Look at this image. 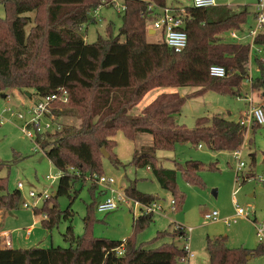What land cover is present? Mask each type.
<instances>
[{"label": "trees", "instance_id": "obj_1", "mask_svg": "<svg viewBox=\"0 0 264 264\" xmlns=\"http://www.w3.org/2000/svg\"><path fill=\"white\" fill-rule=\"evenodd\" d=\"M0 4L5 10V18H0V91L33 89L37 97H43L63 88L69 102L61 109L56 104L52 112L58 120L71 116L79 121L76 127L65 126L60 132L38 135L35 139L47 158L65 174L57 181L55 196L33 210L37 215L46 214L40 220L44 229H51L60 218L69 221L62 233L68 246L0 247V264H187L182 262L186 256L183 246L173 241L157 247L148 245L164 236L182 238L183 230L157 231L149 241L137 242V235L154 220L153 213L133 217L132 233L125 240L94 237L89 213L83 218V234L75 235L70 223L71 209H61L56 198L70 196L78 180L85 183L92 175H103L102 148L115 165L120 164L111 150L114 134L122 130L130 141L137 134L151 137L149 144L133 148L131 164L135 168H149L159 186L171 194L178 210L185 197L178 190L177 173L188 183L201 184L198 173L203 164L187 160L176 163L175 168H165L159 164L157 150H172L177 143L186 142L197 146L202 143L211 151L231 150L244 140L238 122L220 114L197 117L192 128L178 123L176 115L187 98L207 90L236 97L241 94V83L248 78L251 46L228 42L222 34L246 23L250 13L247 7H185L187 44L182 51L175 52L160 40H147V26L156 15L149 6H164L166 0H125L117 36L113 37L109 28L107 36H98L93 43L85 42L82 30L96 22L90 12L99 0H0ZM41 9L46 13V24L29 15H36ZM253 43L264 45V33L257 35ZM255 60L262 67V59ZM213 65L223 66L226 75L211 76L209 68ZM263 85L256 80L251 88L258 90ZM188 86L198 89L185 95L159 92L138 114L131 113L152 90ZM256 126L259 124L252 128ZM249 157L253 164L255 153H249ZM4 166L0 161V171ZM70 167L73 171H69ZM91 188L98 189L96 207L105 190L92 181ZM123 190L129 198L144 203L160 200L140 191L133 182ZM22 201L21 192H9L6 178L0 176V209H16ZM121 244L124 251L116 255L113 249ZM205 251L209 264H249L254 256L264 254V246L231 248L226 236L216 235L206 237Z\"/></svg>", "mask_w": 264, "mask_h": 264}, {"label": "rangeland", "instance_id": "obj_2", "mask_svg": "<svg viewBox=\"0 0 264 264\" xmlns=\"http://www.w3.org/2000/svg\"><path fill=\"white\" fill-rule=\"evenodd\" d=\"M255 1L217 0V4L229 5L235 9L247 7L250 13L244 25V28L246 27L244 29L245 33L254 24L252 12ZM166 5L192 6L191 0H166ZM99 13L96 22H91L83 27L82 34L86 43L95 42L98 36H107L109 28V33L113 37L118 34L122 24V14L117 13L111 7H103ZM29 15L32 19L35 16L38 17L43 24L47 22V16L43 9L36 15L34 12L29 13ZM0 18H5V10L2 4H0ZM30 26L29 24L26 30H29ZM147 28H151V23ZM148 29L147 40L149 42H160L159 35L151 36L148 34ZM230 33V31L225 32L223 38L231 43H240L238 39L231 37ZM121 40H123V37H121ZM242 40L244 43L250 44L252 49L253 58L248 69L250 82L260 80L264 83V64L260 67L255 60V57L264 59V45L254 44L250 38ZM248 78L241 83V93L249 92L254 100L261 99L263 103L264 85L260 89L254 90L251 88V84L246 82ZM197 89L198 87L191 86L160 87L147 93L131 113L138 114L143 104L156 93L176 91L180 95H185ZM26 93L32 94L28 96ZM34 100H36V95L33 93V89H27L26 91L6 89L0 91V161L5 163L0 171V176L6 178L9 192L17 189L16 184L22 182L24 186H28L36 193L48 189L49 194L52 195L55 193L57 181L51 183L46 180V176L55 173L57 168L47 158L44 151L37 146L35 138H28L23 134L21 128L24 121L16 116L19 111H25L29 106H32ZM68 102L58 103L56 108L61 109ZM246 108V100L237 99L234 95L207 90L202 94L187 98L180 113L176 115V121L187 128H192L197 117H210L220 114L234 120ZM59 119L63 123V128L65 126L76 127L79 124L78 119L75 117L61 116ZM246 135H248V139L245 140L240 149L241 161L245 163L242 171L246 178L239 182L235 180L238 160L233 157L230 151H211L205 145L199 148L197 145L187 142L177 143L172 150H157L159 164L165 168H175L176 163L183 164L187 160H197L203 164L198 173L201 184L188 183L179 172L177 173L176 184L178 190L184 194L185 200L178 210L168 213L170 223L168 222V225H166L167 228L174 224L182 225L186 229L191 228V231L186 233V237L189 239V251L194 255L187 262L183 261L184 263L208 264L205 251L207 236L224 235L227 238L228 247L231 248L254 249L259 244L264 246V232L262 240L257 236V227L264 224V124L255 128L251 127ZM149 138L148 135L137 134L133 141L135 146L139 147L147 142ZM113 140L115 143L111 151L120 161V164L115 165L111 159L102 157L101 169L103 174L114 176L117 188L120 185L124 187L133 182L140 191L156 195L163 203L168 205L172 198L171 194L159 186L151 171L147 167L135 168L131 164L133 141L126 138L122 130L116 131ZM252 152L255 153L253 164L249 157V153ZM211 164H214L215 168H209L208 166ZM97 190L91 188L89 179L85 183L78 180L74 182L70 196L60 195L56 198V202L61 209H65L67 206L71 209L70 223L73 226L75 235L83 234L85 229L83 218L89 213L92 219L91 228L94 237L114 240L125 239L132 233V210L125 204L119 203L118 208L115 210L98 212L95 207V201L99 197L97 196ZM235 204L248 208L251 212L250 217L238 218L230 226L221 221H209L203 218V213L213 210L219 213L218 219L231 217L235 214ZM0 210L4 212L2 214L4 228H10L13 235L20 236L24 240L23 245L42 248L68 246V243L63 240L62 233L69 221L60 218L51 229H44L40 224V220L43 219L42 214L37 215L33 209L23 208L21 202L16 209ZM158 217L159 215H156L154 220ZM35 221H37V224L35 223L34 229L30 234H26V228L30 227ZM157 221H151L143 232L149 234L155 231V227L158 226ZM34 239H39V242L33 244ZM170 239L168 238V240ZM173 241L179 246L184 245V238L175 237ZM148 245L157 247L159 244L152 242ZM249 264H264V254L254 256Z\"/></svg>", "mask_w": 264, "mask_h": 264}, {"label": "built area", "instance_id": "obj_3", "mask_svg": "<svg viewBox=\"0 0 264 264\" xmlns=\"http://www.w3.org/2000/svg\"><path fill=\"white\" fill-rule=\"evenodd\" d=\"M191 5L196 8H205L216 6V0H191ZM103 7H111L117 13L121 14L125 10V0H99V4L90 12L96 20L99 17V12ZM254 24L251 26L245 35L240 36L237 30L231 31V37L238 39L242 42L245 38H250L252 43L257 35L264 33V0H256L254 5ZM150 9L156 11V15L153 21H151V28L154 34L159 35L160 41L173 49L175 52L182 51L187 44V33L185 31V22L188 19V14L185 7L164 5L157 7L154 4L149 6ZM149 26V24H148ZM242 35V34H241ZM251 46V45H250ZM209 74L214 77H224L226 75L225 68L220 65H213L209 68ZM250 83V79L246 81ZM252 90V89H251ZM237 99H243L247 101V108L240 112L236 121L244 131V140L236 148L227 150L232 152L235 159L238 160L235 170L236 182L242 181L246 178L244 176L242 168L245 163L241 161L240 149L245 140L248 139L249 129L254 124H264V105L255 103L249 92L241 93L236 97ZM67 92L63 88H59L57 92H54L47 96H36V100L32 106H29L25 111H19L16 116L24 121V125L21 130L28 138H35L38 135L55 134L62 130V123L56 115L52 112V109L58 103H67ZM39 146L38 143H36ZM203 144H198L197 147L202 148ZM222 151V150H220ZM69 171H73L70 167ZM65 174L62 169H57L55 173H51L46 176V180L51 183L58 181V179ZM92 182L97 183L102 189L105 190V197L100 200L96 205L98 212H109L118 208V204H125L133 212V217H138L141 214L153 213L155 216L167 217L168 213L175 211V203L173 199H170L168 205L161 200H155L150 203H144L138 200H134L126 196L123 188L116 187V179L112 175H92L88 177ZM17 189L21 192L23 201L21 206L25 209H34L42 204L43 201L50 198L48 189L41 193H36L34 190L28 188L27 196L23 193L24 185L22 182L16 184ZM250 210L245 207H240L235 204V214L231 217L224 218V223L230 226L235 223L238 218H249ZM43 218H46V214H42ZM219 213L215 210L211 212L203 213V218L209 221H217ZM174 230H183L184 245L183 248L186 252V256L182 258V262H187L193 254L189 251V239L186 237V233L191 231V228H185L182 225L174 224ZM29 233V230H27ZM264 224L257 227V236L260 240L263 239ZM113 251L116 255H122L124 251V244L114 248Z\"/></svg>", "mask_w": 264, "mask_h": 264}, {"label": "crops", "instance_id": "obj_4", "mask_svg": "<svg viewBox=\"0 0 264 264\" xmlns=\"http://www.w3.org/2000/svg\"><path fill=\"white\" fill-rule=\"evenodd\" d=\"M216 3H217V0H216ZM255 3V2H254ZM254 3H253V5H254ZM218 5V4H217ZM229 6V5H228ZM229 7H232V6H229ZM233 8V7H232ZM235 9V8H234ZM252 17H253V20H254V7H253V12H252ZM245 25V24H244ZM244 25H242L241 27H240V29H231V30H229L230 32L232 31V30H237V33L240 35V36H243V35H245L246 34V32L247 31H245V33H244V29L246 28H244ZM228 32V31H227ZM224 34V33H223ZM223 34H222V37H223ZM242 34V35H241ZM150 35L151 36H155L156 34H154L153 32H151L150 33ZM224 39V38H223ZM225 40V39H224ZM240 43H244V41H242V42H240ZM244 44H246V43H244ZM252 58H253V55H252V49L250 50V55H249V64H250V62H251V60H252ZM262 61H263V63H264V59H262ZM157 94V93H156ZM155 94V95H156ZM154 95V96H155ZM153 96V97H154ZM153 97L151 98V99H149L145 104H147L149 101H151L152 99H153ZM253 100H254V98H253ZM262 101L263 100H261V99H257V100H254V102L255 103H258V104H263L262 103ZM145 104H143V106L145 105ZM264 105V104H263ZM142 106V107H143ZM141 109V108H140ZM234 120H236V119H234ZM149 136V135H148ZM151 142V137L149 138V140L147 141V142H145L144 144H149ZM135 142L133 141V144H134ZM134 147H135V144H134ZM149 169V168H148ZM150 170V169H149ZM119 187H121V188H124L122 185H120ZM105 195H106V192H103V194H101V196H100V200H102L104 197H105ZM4 212H1V210H0V247L1 248H3V247H11V248H21V247H23V248H29V247H33V246H30V245H27V246H25V245H23L24 243V240L20 237V236H17V235H13V231H11L10 230V228H4V223H3V217H2V214H3ZM155 218V217H154ZM158 219H160L159 221H157ZM153 221H157V225L158 226H156L155 227V231H153V232H150L149 234L147 233V232H142V233H140L139 234V236L137 237V242H146V240L147 241H149L151 238H153L155 235H154V233L156 232L157 233V231H169V232H171L172 231V229H173V226H171V227H168L167 228V226L166 225H168V222L170 221V219L168 218V216L167 217H163V216H159L158 218H156L155 220H153ZM219 221H221V222H223L224 223V217L223 218H219L218 220H217V222H219ZM254 221H255V218H254ZM35 223L37 224V221H35L34 223H32L31 225H30V227H28V228H26V230H25V232H26V234H30L31 233V231H32V229H34V225H35ZM170 223V222H169ZM27 230H29V233L27 232ZM15 231V230H14ZM127 238V237H126ZM125 238V239H126ZM168 238H171L170 240H168ZM173 238H175V237H170V236H164L163 238H161L160 240H158V241H156L159 245L160 244H162V243H168V242H171V241H173ZM125 239H123V240H125ZM37 242H39V239H34V241H33V244L34 243H37ZM155 242V243H156ZM174 242V241H173ZM35 247V246H34ZM194 255V254H193ZM206 258H207V260H208V256H206ZM208 262V261H207ZM209 264V263H208Z\"/></svg>", "mask_w": 264, "mask_h": 264}, {"label": "water", "instance_id": "obj_5", "mask_svg": "<svg viewBox=\"0 0 264 264\" xmlns=\"http://www.w3.org/2000/svg\"><path fill=\"white\" fill-rule=\"evenodd\" d=\"M153 30H148V34H150ZM4 96V95H3ZM29 96V94H28ZM101 152H102V155L105 157V158H108L109 154L108 152L105 150V148H102L101 149ZM28 186H24L23 188V193L25 196H27V192H28ZM53 196H55V193L52 194ZM247 259H249V257H247Z\"/></svg>", "mask_w": 264, "mask_h": 264}]
</instances>
